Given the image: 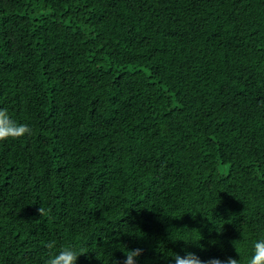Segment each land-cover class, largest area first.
Here are the masks:
<instances>
[{
    "label": "trees",
    "instance_id": "trees-1",
    "mask_svg": "<svg viewBox=\"0 0 264 264\" xmlns=\"http://www.w3.org/2000/svg\"><path fill=\"white\" fill-rule=\"evenodd\" d=\"M0 109V264L264 238V0H0Z\"/></svg>",
    "mask_w": 264,
    "mask_h": 264
},
{
    "label": "clouds",
    "instance_id": "clouds-1",
    "mask_svg": "<svg viewBox=\"0 0 264 264\" xmlns=\"http://www.w3.org/2000/svg\"><path fill=\"white\" fill-rule=\"evenodd\" d=\"M32 133L33 129L30 126L17 123L8 114L7 109H0V142L9 139H20L32 135ZM38 213L41 217L48 215L47 210L42 206L38 209ZM46 248L48 249V255L45 264H77L78 258L86 254V252L77 250L71 245L63 246L56 250L54 241L48 242ZM142 252L143 250L139 248L127 249V252L124 253L125 260L123 264H136V260L142 255ZM172 259L175 264H240V260L233 257H227L224 260L211 258L205 262L201 261L194 253L187 251H185L184 258L180 254L174 253ZM248 264H264V238L258 239L254 243Z\"/></svg>",
    "mask_w": 264,
    "mask_h": 264
}]
</instances>
